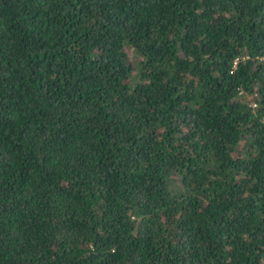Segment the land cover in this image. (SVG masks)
Masks as SVG:
<instances>
[{"label":"trees","instance_id":"1","mask_svg":"<svg viewBox=\"0 0 264 264\" xmlns=\"http://www.w3.org/2000/svg\"><path fill=\"white\" fill-rule=\"evenodd\" d=\"M0 264H264V0H0Z\"/></svg>","mask_w":264,"mask_h":264},{"label":"built area","instance_id":"2","mask_svg":"<svg viewBox=\"0 0 264 264\" xmlns=\"http://www.w3.org/2000/svg\"><path fill=\"white\" fill-rule=\"evenodd\" d=\"M253 106H255V104H253Z\"/></svg>","mask_w":264,"mask_h":264}]
</instances>
